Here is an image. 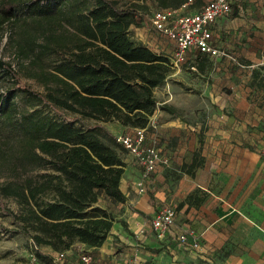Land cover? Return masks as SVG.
Segmentation results:
<instances>
[{
	"label": "trees",
	"instance_id": "obj_1",
	"mask_svg": "<svg viewBox=\"0 0 264 264\" xmlns=\"http://www.w3.org/2000/svg\"><path fill=\"white\" fill-rule=\"evenodd\" d=\"M158 1L160 8H167L187 0ZM146 7V0H126L125 5L120 0H0V29L20 25L11 39L16 66L0 58V73L11 79L12 89L43 105L22 109L12 94L0 92V176H6L0 180V194L14 196L21 211L2 201L0 205L16 224L6 230L26 233L37 249L41 244L58 246L57 241H66L65 234L73 239L65 247L77 238L90 246L102 245L114 217L103 208H92L101 215H89L87 209L101 195L127 199L120 186L125 171L122 146L104 123L147 127L158 105L154 90L174 72L169 56L131 38L138 9L142 15ZM236 14L235 8L229 15ZM202 57L199 68L204 71ZM46 58L51 62L46 64ZM22 72L40 82L44 91L24 83ZM252 75V85L264 88V64ZM160 108L180 115L170 103ZM90 119L95 123L89 124ZM205 129L182 172L194 176L204 164ZM107 137L112 143L105 142ZM198 190L178 206L201 203L206 195H198ZM48 223L66 225V233L47 234Z\"/></svg>",
	"mask_w": 264,
	"mask_h": 264
},
{
	"label": "crops",
	"instance_id": "obj_2",
	"mask_svg": "<svg viewBox=\"0 0 264 264\" xmlns=\"http://www.w3.org/2000/svg\"><path fill=\"white\" fill-rule=\"evenodd\" d=\"M235 8L236 15L220 17L213 24L214 41L228 55L203 56L204 71L199 68V59L195 69L189 64L179 67L201 75L208 72V78L214 79L213 85L206 87L217 110L211 113L204 130V164L194 176L182 173L179 187L173 186L176 166L192 160L200 146L201 131L159 106L146 127L147 138L158 136L166 161L145 177L134 156L123 150L125 171L120 186L127 199L119 201L121 214L102 245L91 246L93 250L84 248V243L75 245L67 253V264H78L83 250L92 252L100 264H128L133 260L141 264H264V91L250 86L253 69L264 64V0H239ZM129 33L136 43L157 53L172 57L175 51V41L154 29L149 14L137 16ZM209 68L213 71H207ZM162 103L166 101H159ZM104 124L113 135L135 129L119 121ZM173 139L178 143L172 145ZM228 178H232L235 196L256 197L255 203L222 202L218 190L208 189L211 182ZM199 188L211 194H205L199 204L178 206ZM164 205L175 206L177 215L174 234L162 241L151 221ZM188 226L201 234L199 248L176 238L175 233Z\"/></svg>",
	"mask_w": 264,
	"mask_h": 264
},
{
	"label": "rangeland",
	"instance_id": "obj_3",
	"mask_svg": "<svg viewBox=\"0 0 264 264\" xmlns=\"http://www.w3.org/2000/svg\"><path fill=\"white\" fill-rule=\"evenodd\" d=\"M142 2V0H131ZM209 0H197L193 7H198L204 2ZM126 0H120V5H125ZM148 7L143 9L142 15H152L154 11L162 7L158 0H146ZM138 16H141V8L138 9ZM20 28L19 24H7L4 30L0 29V58L12 62L16 66L15 50L14 44L11 39L15 37ZM46 64L51 62V58L45 59ZM212 65H210L211 67ZM174 72H172L161 84L155 88V96L158 99V105L155 111L159 108V101H166L170 104H177V109L181 118L188 124L196 126L199 131L206 127L211 113L217 110L216 103L213 102L211 97H208L206 92V87L212 86L214 79L212 77L208 78L209 73L204 75L196 74L193 72H188L183 69L179 70V67L174 65ZM32 68V66H28ZM207 71H213L211 68ZM211 74V73H210ZM21 79L24 83L32 86L33 88L44 91V86L38 82L34 77L27 75L25 72L21 73ZM251 88L256 91H264V88H258L257 86L250 84ZM5 92V95L9 93L15 97L18 105L22 109H31L33 107L42 108V104L35 103L29 100L23 93H19L17 89H12V81L10 78L6 77L4 74L0 73V92ZM227 92V90L225 91ZM15 93V94H14ZM48 110V109H47ZM154 111V112H155ZM51 113L55 114L58 118H64L63 115L56 113L51 110ZM75 123V122H73ZM95 120L90 119L89 124H94ZM80 125V123H76ZM86 127V126H85ZM105 142L112 143L110 138H104ZM178 140L173 139L171 144L175 145ZM121 156L123 157V148L119 147ZM180 164H178L172 175V183L175 187L181 182L182 170ZM44 170H40L43 172ZM170 173V172H168ZM169 175V174H168ZM168 176V180H169ZM232 177V175H231ZM6 176H0V180H4ZM170 182V180L168 181ZM229 182V183H228ZM212 184L208 187L210 191L218 190L219 200L222 202H228L230 204L242 203V204H253L256 201V197H239L235 196L234 184L229 178L226 181L218 180L211 182ZM206 189L198 190V195H210L211 192ZM223 193V195L221 194ZM213 197V195H212ZM5 204L7 208H10L16 212L21 211V206L18 200L14 196H4L0 194V202ZM119 201L107 196L101 195L97 202H95L91 207L87 209L89 215H101L102 212L94 211L93 207L103 208L110 216L114 217V221L118 219L121 211L119 210ZM16 224L13 223V219L10 215L6 214L0 205V264H59L57 255L60 251H65L66 254L74 248L75 245H82L84 243V248L93 250L90 245L86 244L82 239H75L71 246L65 247L64 243L66 241L73 240L67 234L64 235V240L57 241L58 246L52 244H41L37 249L33 243L32 238L22 231H7L6 228H13ZM66 225L59 223H48L45 226V231L49 235H56L61 233H66ZM37 251H40L38 253ZM83 250L80 253L85 252ZM77 253V252H76ZM79 253V252H78ZM92 253V252H91ZM81 255V254H80Z\"/></svg>",
	"mask_w": 264,
	"mask_h": 264
},
{
	"label": "built area",
	"instance_id": "obj_4",
	"mask_svg": "<svg viewBox=\"0 0 264 264\" xmlns=\"http://www.w3.org/2000/svg\"><path fill=\"white\" fill-rule=\"evenodd\" d=\"M239 0H209L196 9L189 10L195 0H187L179 7L160 8L151 15V23L158 32L173 39L176 43L171 61L178 67L189 64L196 68L195 63L200 56H226L227 52L216 45L214 41L213 24L235 9ZM116 141L131 153L142 168L143 176L154 172L163 159L158 145V136L147 138L146 127H135L134 131L115 135ZM264 155V147L262 148ZM140 190H143L141 187ZM264 200V189L262 191ZM177 208L164 205L158 209L152 218V227L157 237L162 241L174 234ZM180 243L191 248L201 246V234L192 226L182 232L175 233ZM67 254L60 251L57 255L59 264H67ZM78 264H100L90 251L81 253ZM128 264H141L133 260Z\"/></svg>",
	"mask_w": 264,
	"mask_h": 264
}]
</instances>
